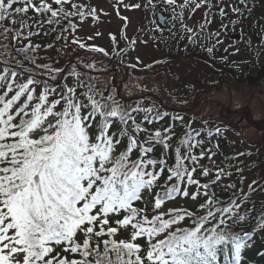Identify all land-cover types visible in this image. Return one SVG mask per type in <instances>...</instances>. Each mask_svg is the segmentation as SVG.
Segmentation results:
<instances>
[{"label":"snow or ice","instance_id":"6c2138e0","mask_svg":"<svg viewBox=\"0 0 264 264\" xmlns=\"http://www.w3.org/2000/svg\"><path fill=\"white\" fill-rule=\"evenodd\" d=\"M255 6V0H114L123 28L108 34L106 49L89 42L103 35L98 22L109 13L85 0H0V264H246L245 249L264 236V203L259 211L250 205L264 194V175L245 186L244 168L215 165L220 144L213 141L223 130L206 119L194 127L156 104L122 103L116 87L85 79L81 66L96 69L95 61L65 68L40 53L81 49L109 62L121 57L117 63L132 70L170 63L140 56L125 63L138 41L127 35L123 9L145 18L151 12L157 32L169 21L179 25L191 44L218 14L219 28L200 46L212 60L229 62V50L241 49L228 44L216 57L223 32L243 30ZM201 9L203 23L190 26L186 21ZM89 20L97 30L81 38ZM41 36L51 39H33ZM246 155L235 154L237 161ZM234 173L239 181L225 183ZM221 185L224 195L215 190ZM181 200L191 207L179 206Z\"/></svg>","mask_w":264,"mask_h":264},{"label":"rangeland","instance_id":"374dc122","mask_svg":"<svg viewBox=\"0 0 264 264\" xmlns=\"http://www.w3.org/2000/svg\"><path fill=\"white\" fill-rule=\"evenodd\" d=\"M85 2L109 13L108 16L101 14L98 22V30L103 35L89 43L110 49L112 45L108 34L110 32L118 34L123 28V22L112 8L114 0H85ZM157 11L168 18L167 12H163L162 9ZM121 12L130 21L126 28L127 35L138 41L135 50L129 47L128 54L122 57L125 63H135L136 56H140L145 63H151L154 59H166L170 63L156 65L154 69L138 67L132 70L117 63L121 57H113L109 62L108 58H104L101 54L75 48L67 49L59 56L51 49L47 52L41 51L40 55L54 58L65 68L77 63L78 60L84 63L95 61L96 69H86L81 66V70L87 74L85 79L94 78L102 88L116 87L122 103L132 101L144 105L156 104L160 107L163 105L168 110L184 115L185 120H194L196 122L194 127L197 128L202 127V120H208L210 127L214 129L219 126L223 130L222 136L227 141L226 145L231 153L234 155L241 151L251 153L250 156L239 157V161H236L238 167L244 168L245 186L252 179H259L264 175V80L259 86L247 87L239 85L225 71L214 68L206 60L167 59L159 48L162 31H156L157 25L151 12L146 18L139 10L121 9ZM203 15V9L197 11L190 19L193 25L202 22ZM166 25V30H172L171 21ZM96 30L97 25L89 20L82 25L78 34L81 38H85ZM228 35L231 34H223L221 39H229ZM143 40L148 43L139 42ZM125 44L126 42L121 40L119 46L124 47ZM259 47L261 48V45ZM260 53V57L264 58V49ZM178 100H186L187 104L178 103ZM214 161L217 167L222 166L219 157H215ZM205 164L210 165L211 162L207 160ZM230 182H233V178L231 181H225V183ZM250 202H254L256 211H259L261 204L264 203V194L254 195ZM178 205L182 207L186 204L178 203ZM259 237L262 238L260 235Z\"/></svg>","mask_w":264,"mask_h":264},{"label":"trees","instance_id":"16d2710c","mask_svg":"<svg viewBox=\"0 0 264 264\" xmlns=\"http://www.w3.org/2000/svg\"><path fill=\"white\" fill-rule=\"evenodd\" d=\"M255 8L252 13V18L245 19L243 23V30L237 25L235 29L229 26L227 31L223 34H231L229 39H224V44L218 46L215 50V56L220 57L225 55L223 49L226 45L231 44L241 49L237 55H231V49L229 50L228 60L229 62L222 61L220 59L212 60L208 57L207 53L201 48V43H209L206 39L208 32H214L220 26V18L217 14L213 23L207 26V31L200 35L198 43L191 44L186 39L182 38L186 34L179 32L176 28L171 27L172 30H162L160 33V51L167 59H178V58H191L201 59L209 62L214 68L225 71L236 83L247 87H256L261 84L264 80V58H261V51L264 49V0H255ZM161 10V9H157ZM259 21V25L257 24ZM190 26H197L202 22L193 25L191 20L186 21ZM227 23V21H225ZM198 30V28H197ZM171 33V34H169ZM222 38V37H221ZM35 42L47 43L51 37H34ZM261 45V48L259 47ZM235 61L240 67H234L230 63ZM139 102L133 103L132 101L126 102L128 105L135 106ZM162 111H167L170 115H175L177 112L168 110L158 106ZM138 118L142 117L143 113L135 114ZM180 122H176V131L181 130ZM214 143L220 144V150L216 157H219L221 167L226 169L230 166H237L236 156L230 152L229 147L226 145L227 141L224 136L214 138ZM207 160L203 161L205 163ZM233 182H238L240 177L235 173L232 176ZM223 185L217 187L215 190L218 194L224 195L221 192ZM179 204H186L185 206L191 207V202H185L183 200L178 201ZM252 202H250L251 205ZM172 205V204H169ZM184 207V206H182ZM251 225H245V229L250 228ZM261 239V240H260ZM245 261L246 264H264V236L262 238L258 236L251 241V246L245 249Z\"/></svg>","mask_w":264,"mask_h":264},{"label":"water","instance_id":"95a60500","mask_svg":"<svg viewBox=\"0 0 264 264\" xmlns=\"http://www.w3.org/2000/svg\"><path fill=\"white\" fill-rule=\"evenodd\" d=\"M161 14L165 17V19H167V16H166L165 14H163V13H161ZM160 27H161L163 30H166V29H167V25H166V24H161Z\"/></svg>","mask_w":264,"mask_h":264}]
</instances>
